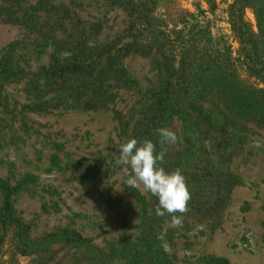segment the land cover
<instances>
[{
    "label": "rangeland",
    "instance_id": "374dc122",
    "mask_svg": "<svg viewBox=\"0 0 264 264\" xmlns=\"http://www.w3.org/2000/svg\"><path fill=\"white\" fill-rule=\"evenodd\" d=\"M233 1L161 0L154 22L180 30L183 26L174 28L171 21L192 18L235 51L226 12ZM41 2L52 10L38 13L34 26L0 22V178L11 185L25 181L11 204L29 227L28 255L17 256L13 264H147L135 258L143 253L139 239L149 226L163 241L165 264H204L210 256L231 264H264L263 130L249 125L247 131H232L233 138L214 156L226 173L227 200L220 217L185 218L179 226L169 218L158 225L130 189L146 198L148 193L126 185L130 169L114 158L120 144L138 136L144 108L159 84L156 60L128 56L112 76L111 100L97 111L76 108L70 90L57 91L40 75L42 69L66 57L58 55L66 39L79 40L85 48L123 35L127 10L104 0L24 4ZM244 19L255 28L251 9L244 11ZM236 68L239 79H245L243 69ZM74 85L75 80L65 86ZM213 119L221 126L220 113ZM1 200L0 193V206ZM62 229L90 243L63 242ZM10 251L6 242L0 264H9Z\"/></svg>",
    "mask_w": 264,
    "mask_h": 264
},
{
    "label": "trees",
    "instance_id": "16d2710c",
    "mask_svg": "<svg viewBox=\"0 0 264 264\" xmlns=\"http://www.w3.org/2000/svg\"><path fill=\"white\" fill-rule=\"evenodd\" d=\"M24 1L0 0V22L34 26L33 19H37L38 13L52 10L45 2L25 6ZM104 1L127 10L128 26L123 35L107 44L93 43L85 48L79 40L66 39L58 48L59 58L66 57L49 69H42L40 75L61 93L69 89L76 108L97 111L111 100L112 76L119 71L123 59L130 55L155 59L159 84L144 108L136 139L157 143V128L167 127L175 132L178 141L165 146L162 167L169 172L179 168L186 179L191 199L183 219H217L225 208L227 194L226 173L214 156L233 138L232 131H247L249 125H254L264 132V0H234L228 6L227 23L237 45L235 51L227 42L213 39L198 22L192 23V18L171 21L174 28L182 25L180 30H170L166 23L154 22L153 14L161 0ZM246 9L253 12L255 28L244 19ZM236 67L243 69L245 79H239ZM73 80L76 85L65 86ZM216 113L222 115L221 126L213 119ZM25 185V181L11 185L0 178V254L9 242V264L17 256L28 255L25 239L29 227L17 218L11 204ZM130 195L149 208L158 225L171 218L156 215L158 200L150 193L146 198L136 189H130ZM58 234L63 236V242L76 246L90 243L89 239L65 229ZM139 240L143 243L140 247L143 253L135 259L147 264L148 261L165 264L160 234L152 235L149 226ZM202 261L231 264L222 257L210 256Z\"/></svg>",
    "mask_w": 264,
    "mask_h": 264
},
{
    "label": "clouds",
    "instance_id": "9594fccd",
    "mask_svg": "<svg viewBox=\"0 0 264 264\" xmlns=\"http://www.w3.org/2000/svg\"><path fill=\"white\" fill-rule=\"evenodd\" d=\"M155 131L159 151L157 143L151 140L138 141L131 138L119 145V154H114V158L118 165L130 169L126 185L129 188H141L144 193L156 197V215L170 216L171 224L179 226L188 211L190 192L179 168L169 172L162 167L167 151L165 146L176 144L178 137L167 127L157 128Z\"/></svg>",
    "mask_w": 264,
    "mask_h": 264
}]
</instances>
